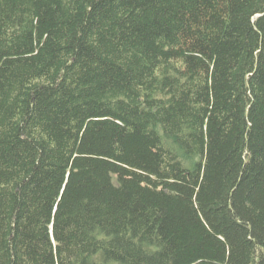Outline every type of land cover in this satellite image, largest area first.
Here are the masks:
<instances>
[{
    "label": "trees",
    "instance_id": "trees-1",
    "mask_svg": "<svg viewBox=\"0 0 264 264\" xmlns=\"http://www.w3.org/2000/svg\"><path fill=\"white\" fill-rule=\"evenodd\" d=\"M0 264H264V0H0Z\"/></svg>",
    "mask_w": 264,
    "mask_h": 264
}]
</instances>
